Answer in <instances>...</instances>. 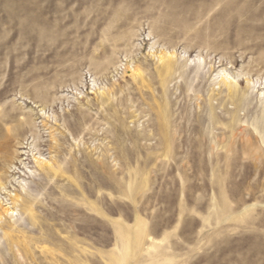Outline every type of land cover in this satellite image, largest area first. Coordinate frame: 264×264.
Listing matches in <instances>:
<instances>
[{
	"label": "rangeland",
	"instance_id": "rangeland-1",
	"mask_svg": "<svg viewBox=\"0 0 264 264\" xmlns=\"http://www.w3.org/2000/svg\"><path fill=\"white\" fill-rule=\"evenodd\" d=\"M0 213V264H264V0H0Z\"/></svg>",
	"mask_w": 264,
	"mask_h": 264
},
{
	"label": "bare ground",
	"instance_id": "bare-ground-1",
	"mask_svg": "<svg viewBox=\"0 0 264 264\" xmlns=\"http://www.w3.org/2000/svg\"><path fill=\"white\" fill-rule=\"evenodd\" d=\"M38 41H40V40L38 39ZM171 68H172V66H168V70H171ZM226 86H228V85H226ZM230 86L232 87L233 85L230 84ZM228 88L231 90L230 94L233 95V94H234V93H233L234 86H233V89L230 88V87H228ZM199 129H201L200 126L194 128V130H197V132H199ZM213 136H214V135H213ZM215 137H216V136H215ZM218 140H219V139H218ZM165 143H166V141H165ZM201 143H202V141L197 140V141L195 142V145H201ZM207 143H208V142H207ZM202 145H203V143H202ZM191 156L194 157V158H196L198 155L193 154V152H192V155H191ZM210 159H211V158H210ZM39 166L42 167L43 169L51 170V169H49L50 167H49L48 164L39 163ZM223 172H224V171H223ZM225 173H226V172H225ZM62 175H64V174L61 173V176H62ZM226 175H227V174H226ZM227 178H228V177H227ZM26 208H27V210L32 211L29 202H27V204H26ZM2 215H4V216H8V215H10V218H9V219H6V223H5L6 225L3 227V228L5 229V233H7L6 235H8V231H9V233H12V226H13L14 213H13V211L10 212L9 210L4 209ZM2 215H1V213H0V219L2 218ZM12 234H13V233H12ZM13 245H14V244H13Z\"/></svg>",
	"mask_w": 264,
	"mask_h": 264
}]
</instances>
